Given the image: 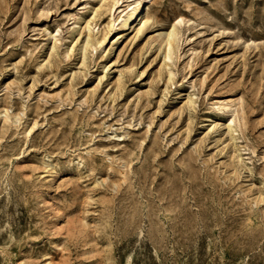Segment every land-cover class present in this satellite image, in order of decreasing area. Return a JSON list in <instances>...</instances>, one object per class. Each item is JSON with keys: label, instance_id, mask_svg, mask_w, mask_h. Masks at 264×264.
Instances as JSON below:
<instances>
[{"label": "rangeland", "instance_id": "rangeland-1", "mask_svg": "<svg viewBox=\"0 0 264 264\" xmlns=\"http://www.w3.org/2000/svg\"><path fill=\"white\" fill-rule=\"evenodd\" d=\"M124 1L0 0V264H264V0Z\"/></svg>", "mask_w": 264, "mask_h": 264}, {"label": "bare ground", "instance_id": "bare-ground-1", "mask_svg": "<svg viewBox=\"0 0 264 264\" xmlns=\"http://www.w3.org/2000/svg\"><path fill=\"white\" fill-rule=\"evenodd\" d=\"M148 0H126L124 2H127V4L125 5V7L120 10L122 15H119L120 20H122V18L125 16L126 19L122 20L123 24H122V29L126 30V28L130 25V22H137L138 25H140L141 23L144 24L145 21H143V17L142 14L145 10L146 7V2ZM117 2L114 3V6L116 5ZM114 6H113V12H114ZM112 11V10H111ZM124 13V14H123ZM77 25V23H75ZM141 24V25H142ZM76 25L74 26V28H76ZM88 21L86 22V27L88 26ZM173 36H174V31H172L170 34H168V38L165 41V44L167 46V51L169 52L172 48V44H173ZM91 36L88 34L86 42H85V47L89 44V46H91L92 42H91ZM105 41L104 37L101 38H96L94 41V48L95 45H97L98 47H100V45L103 44V42Z\"/></svg>", "mask_w": 264, "mask_h": 264}]
</instances>
